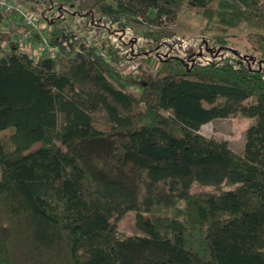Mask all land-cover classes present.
I'll return each instance as SVG.
<instances>
[{
    "label": "trees",
    "instance_id": "1",
    "mask_svg": "<svg viewBox=\"0 0 264 264\" xmlns=\"http://www.w3.org/2000/svg\"><path fill=\"white\" fill-rule=\"evenodd\" d=\"M73 1L56 0L53 56L21 51L26 28L0 13V264H264V60L166 55L125 73L117 46L62 25ZM91 1L87 21L119 29L195 8L257 29L264 56V0ZM170 36L144 33L148 52ZM226 117L251 120L240 152L199 132ZM130 211L140 234H119Z\"/></svg>",
    "mask_w": 264,
    "mask_h": 264
},
{
    "label": "rangeland",
    "instance_id": "2",
    "mask_svg": "<svg viewBox=\"0 0 264 264\" xmlns=\"http://www.w3.org/2000/svg\"><path fill=\"white\" fill-rule=\"evenodd\" d=\"M13 2L36 16L38 29L35 32L31 31L34 40L47 36L50 30L49 21L59 14L56 0ZM63 9L67 13L61 17L62 25L75 36L83 37L88 44L97 47L105 44L115 45L120 49L121 62L117 67L125 73L128 71L139 73L141 69L153 72L159 66L160 58L166 55L181 56L189 63H205L226 55L237 57L252 66H258V61L260 60L261 64L264 60L262 52L257 47V40L251 36L253 32H258L257 29H251L245 24L237 28H226L209 23L201 16L199 10L188 6L160 18L156 17L153 9H149L143 15L133 16L125 29H119L111 23L98 24L92 20L87 21L88 15L95 19L99 15V10L92 8L91 0H75L65 4ZM6 23L13 26V22ZM23 27L27 30L26 26ZM155 32H171L172 36L163 38L153 55L148 52L151 43L144 38V33ZM22 33H14L12 42H19L17 38ZM215 38H221L224 42H217ZM38 43L34 45L37 51L40 49ZM8 45L3 44L6 49L9 48ZM18 47L23 50L19 45ZM36 57L39 55H32L33 59ZM249 123L251 120L241 117L218 118L202 125L199 132L217 140H226L233 151L240 152L244 141L243 134ZM200 189L207 187L194 185L192 188L193 191ZM134 216V212L130 211L116 221L119 234H140L135 228Z\"/></svg>",
    "mask_w": 264,
    "mask_h": 264
},
{
    "label": "built area",
    "instance_id": "3",
    "mask_svg": "<svg viewBox=\"0 0 264 264\" xmlns=\"http://www.w3.org/2000/svg\"><path fill=\"white\" fill-rule=\"evenodd\" d=\"M0 13L4 18L5 22L9 21V24L13 22V26H26L27 30L22 34H19L16 44H18L23 52L32 55H50L53 56L56 53L54 47H50L47 43V39L42 37L40 40H34L33 32L38 29L37 18L34 14L27 11L25 8L16 6L13 0H0ZM13 17V18H11ZM9 25H4L3 28L6 30ZM39 42V43H38ZM40 46V49L37 51L34 49V45L37 44ZM28 48V49H27ZM27 49V50H26Z\"/></svg>",
    "mask_w": 264,
    "mask_h": 264
},
{
    "label": "crops",
    "instance_id": "4",
    "mask_svg": "<svg viewBox=\"0 0 264 264\" xmlns=\"http://www.w3.org/2000/svg\"><path fill=\"white\" fill-rule=\"evenodd\" d=\"M4 25H8L6 22H4Z\"/></svg>",
    "mask_w": 264,
    "mask_h": 264
}]
</instances>
